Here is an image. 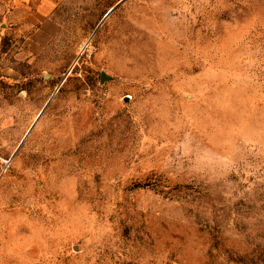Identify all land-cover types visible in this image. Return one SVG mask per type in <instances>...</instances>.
Segmentation results:
<instances>
[{
	"label": "rangeland",
	"instance_id": "obj_1",
	"mask_svg": "<svg viewBox=\"0 0 264 264\" xmlns=\"http://www.w3.org/2000/svg\"><path fill=\"white\" fill-rule=\"evenodd\" d=\"M0 0V264H264V0Z\"/></svg>",
	"mask_w": 264,
	"mask_h": 264
},
{
	"label": "crops",
	"instance_id": "obj_2",
	"mask_svg": "<svg viewBox=\"0 0 264 264\" xmlns=\"http://www.w3.org/2000/svg\"><path fill=\"white\" fill-rule=\"evenodd\" d=\"M59 1L60 0H42L41 1L39 5L38 13H39V16L44 20H43V29L38 31L35 34L36 37L38 36L37 37L38 39L47 41L50 35L52 34L53 31L50 30L51 20H49L48 17L54 11Z\"/></svg>",
	"mask_w": 264,
	"mask_h": 264
}]
</instances>
